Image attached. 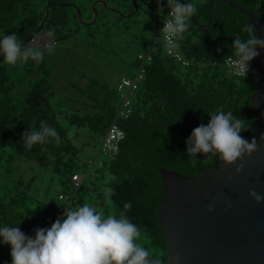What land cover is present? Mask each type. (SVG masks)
<instances>
[{
    "label": "trees",
    "instance_id": "1",
    "mask_svg": "<svg viewBox=\"0 0 264 264\" xmlns=\"http://www.w3.org/2000/svg\"><path fill=\"white\" fill-rule=\"evenodd\" d=\"M87 1L90 8L95 0ZM103 1L105 4L95 7L96 19L83 24L76 10L65 4L77 5L85 18L83 5L74 0H0V39L16 33L22 47L29 46L28 42L44 30L53 35L54 44L80 31L94 40L107 29L106 5L121 12L133 9L131 0ZM187 1L197 5L196 19L205 22L209 0ZM234 1L264 19V0ZM163 9L158 19L146 9L156 28L164 16L166 8ZM91 12L92 8L87 19ZM189 23L183 39L178 41V49L189 63L181 65L166 55L160 37L151 43L155 49L151 48V60L144 64L143 79L131 96V113L117 120L125 137L117 153L104 157L97 168L82 158L84 144L76 139L82 130L91 137L104 134L120 101L117 85L109 89L106 84L91 80L85 89L77 87L86 101L68 98L56 102L50 68L44 59L29 58L9 65L0 54V227L17 226L34 239L36 229L50 228L57 219L63 221L65 208L88 203L105 216L118 217L124 202L130 201L132 208L127 215L141 230L138 242L160 261L165 259L167 247L159 219L162 178L157 167L194 176L199 169L216 164L217 158L205 163L204 154L190 159L186 152L192 131L209 122L207 113L221 108L232 110L247 121L248 130L258 121L251 97L259 87L249 78L232 74L224 65L225 58L231 56L234 35L250 23L248 17L225 0H214L208 26H195L191 19ZM241 35L246 38L247 34ZM138 63L136 57L133 65L137 67ZM41 121L56 129L59 138L49 137L45 144L26 148L22 133L30 128L39 130ZM248 130L241 135L244 137ZM27 162L31 169L39 170L41 178L37 179V174L25 176ZM76 172L81 174L78 183L71 179ZM105 175L108 180L103 182ZM106 188L113 189L115 195L108 198ZM60 195L66 198H59ZM0 264H12L11 246L4 244L2 238Z\"/></svg>",
    "mask_w": 264,
    "mask_h": 264
},
{
    "label": "clouds",
    "instance_id": "2",
    "mask_svg": "<svg viewBox=\"0 0 264 264\" xmlns=\"http://www.w3.org/2000/svg\"><path fill=\"white\" fill-rule=\"evenodd\" d=\"M156 3L157 14L162 16L161 0H156ZM166 7L170 11L163 17L164 27L160 37L171 49L178 47V41L183 39V34L190 27V18L197 12V5L167 0ZM242 33L247 34L246 38H242ZM231 48L228 65L234 75L245 78L249 62L260 55L257 49H264V39L258 37L252 23H246L240 33L234 35ZM46 50L51 54L54 48L46 45ZM0 54L9 65L29 58L42 61L44 57V51L38 48L22 47L16 33L0 39ZM207 115L210 117L207 125L196 127L186 141L190 159L202 153L205 163L219 158L225 165H235L238 160L256 151V138L249 141L241 135L249 128L246 120L234 115L232 110L224 111L222 108ZM49 137L59 138L56 129L46 121H41L39 130L30 128L22 133L24 146L28 149L35 144L47 143ZM243 169L244 164L240 163L235 171L239 174ZM104 191L108 198L115 195L111 188ZM249 196L258 204L264 201V196L255 190H251ZM131 208L130 201L124 202L118 217L113 214L105 216L96 207L84 203L79 207L65 208L63 221L57 219L50 228L36 229L34 239L26 236L19 227L9 225L0 227V238L4 244L11 246L12 264H161L149 249L138 242L141 230L127 215ZM208 210H213L212 205ZM174 259L179 260V257Z\"/></svg>",
    "mask_w": 264,
    "mask_h": 264
},
{
    "label": "water",
    "instance_id": "3",
    "mask_svg": "<svg viewBox=\"0 0 264 264\" xmlns=\"http://www.w3.org/2000/svg\"><path fill=\"white\" fill-rule=\"evenodd\" d=\"M131 1L134 7L127 14L116 7L112 9L127 17L137 12L138 2L150 6L154 0ZM213 1L209 0V13L205 22L200 23L195 14L190 18L195 26L209 25ZM225 1L246 15L255 26L258 37L264 39L262 17L234 0ZM178 2L187 4L189 1ZM65 4L76 10L83 24H90L97 17L96 5L105 3L103 0L92 3L90 20L82 18L77 5L70 2ZM48 6L43 21L47 17ZM43 37L41 30L28 45L42 47L39 39ZM45 38H49L48 35ZM49 39L53 40V35ZM257 51L260 55L249 62L248 78L259 87L251 97L258 121L244 136L249 141L256 138V151L238 160L235 165H225L217 158L214 166L199 169L194 176L157 167L162 178L160 230L167 247L161 264H264V201L258 204L249 196L251 190L264 196V49ZM240 163L244 164V169L237 174L236 165ZM209 205H212V211L208 210ZM176 256L179 260L174 259Z\"/></svg>",
    "mask_w": 264,
    "mask_h": 264
},
{
    "label": "rangeland",
    "instance_id": "4",
    "mask_svg": "<svg viewBox=\"0 0 264 264\" xmlns=\"http://www.w3.org/2000/svg\"><path fill=\"white\" fill-rule=\"evenodd\" d=\"M74 1L83 5L82 14L85 17L83 19L90 20L91 18L87 19V17L92 4L89 8L87 0ZM127 4L128 2H126ZM97 5L99 6V4ZM166 5L167 1L163 2V8H167ZM137 6V13L125 17L115 12L112 9L113 6L107 5L109 10L104 12L107 31H101L94 40L88 39L80 31L65 41L54 44L53 40L49 39L52 34L49 35L47 31L42 30L43 36L48 35L49 38H40L39 43L42 47L38 48L44 51L43 59L50 68L49 80L54 89V101L58 102L68 98L86 101L87 97L79 95L77 87L85 89L88 83L93 80L99 84H106L109 89H114L121 75L132 76L136 72V66L132 64V61L139 53L144 55L151 48L154 50L155 46H152L151 43L155 39L159 40L160 37V33L157 34L158 28L152 22L150 15L157 19L161 17L157 14L156 0L152 1L150 6L141 2H138ZM120 8L123 7L120 6ZM146 9L150 11V15ZM132 10L124 13L127 14ZM80 28L82 31L84 30L83 26ZM46 45H51L54 48L51 54L47 52ZM76 141L79 144H84L82 158L89 159L90 162L94 161V168L99 167L104 158L102 155H97L101 137H91L85 130H82ZM30 165V162L24 164L25 176L37 174V179L41 178L39 170L31 169ZM107 180L108 176L105 175L102 181L106 182ZM44 181L48 183V178ZM45 182L42 183L43 186ZM55 190H58V187L55 186ZM58 203L61 205L63 201Z\"/></svg>",
    "mask_w": 264,
    "mask_h": 264
},
{
    "label": "built area",
    "instance_id": "5",
    "mask_svg": "<svg viewBox=\"0 0 264 264\" xmlns=\"http://www.w3.org/2000/svg\"><path fill=\"white\" fill-rule=\"evenodd\" d=\"M170 9L166 8L164 16L166 17L169 13ZM158 33L161 32V29L164 27V19L162 18L158 23ZM161 38V37H160ZM165 54L173 58L181 65H187L189 61L184 57L181 51L176 48H169L167 44L161 38ZM228 56L224 60V65L229 69V71L233 73L232 69L228 65ZM138 65L136 67V72L133 76L121 75L120 79L117 84V90L119 92L120 101L115 113L114 118L112 119L111 123L106 128L104 134L101 136V141L98 147L97 155L106 156H113L117 153L120 144L122 143L125 132L122 127L118 124L117 120L119 118H126L131 113V96L133 95L134 91L137 90L139 83L143 79L144 70H145V63L151 60V53L147 51L146 54L139 53L137 55ZM245 78H248V72L246 73ZM94 163V161H92ZM73 181L78 183V180H81V174L74 173L71 177ZM60 198H66L63 195H60Z\"/></svg>",
    "mask_w": 264,
    "mask_h": 264
},
{
    "label": "crops",
    "instance_id": "6",
    "mask_svg": "<svg viewBox=\"0 0 264 264\" xmlns=\"http://www.w3.org/2000/svg\"><path fill=\"white\" fill-rule=\"evenodd\" d=\"M136 57H137V56H136ZM135 61H136V59H135L134 61H132V64H133ZM133 75H134V74H133ZM133 75H132V76H133ZM127 76H128V75H127Z\"/></svg>",
    "mask_w": 264,
    "mask_h": 264
},
{
    "label": "bare ground",
    "instance_id": "7",
    "mask_svg": "<svg viewBox=\"0 0 264 264\" xmlns=\"http://www.w3.org/2000/svg\"><path fill=\"white\" fill-rule=\"evenodd\" d=\"M43 38L46 39L45 36H44ZM47 39H48V38H47Z\"/></svg>",
    "mask_w": 264,
    "mask_h": 264
},
{
    "label": "flooded vegetation",
    "instance_id": "8",
    "mask_svg": "<svg viewBox=\"0 0 264 264\" xmlns=\"http://www.w3.org/2000/svg\"><path fill=\"white\" fill-rule=\"evenodd\" d=\"M155 23H157V22H155Z\"/></svg>",
    "mask_w": 264,
    "mask_h": 264
}]
</instances>
